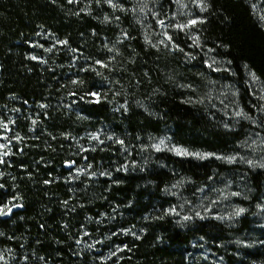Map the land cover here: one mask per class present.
<instances>
[{
	"label": "trees",
	"instance_id": "trees-1",
	"mask_svg": "<svg viewBox=\"0 0 264 264\" xmlns=\"http://www.w3.org/2000/svg\"><path fill=\"white\" fill-rule=\"evenodd\" d=\"M164 2L174 12V0ZM199 5L189 35L172 34L174 54L148 45L133 13L106 0H0V124L10 125L0 209L23 207L9 219L0 215L2 257L26 264H264V231L260 241L229 247L235 233L259 236L248 219L237 229L215 219L181 227L157 210L173 184L184 179L197 194L228 173L225 164L170 152H157L147 166L141 159L149 141L164 135L213 155L241 141L191 101L202 84L178 45L185 57L196 42L213 51L245 93L247 71L264 87V27L250 3ZM249 181L260 197L264 172ZM113 236L123 252L106 259Z\"/></svg>",
	"mask_w": 264,
	"mask_h": 264
},
{
	"label": "rangeland",
	"instance_id": "rangeland-1",
	"mask_svg": "<svg viewBox=\"0 0 264 264\" xmlns=\"http://www.w3.org/2000/svg\"><path fill=\"white\" fill-rule=\"evenodd\" d=\"M106 1L115 11L123 8L133 13L148 45L158 50L164 48L174 54L177 44L172 41V34L182 32L185 37L188 36L194 24L192 21L198 18L200 7L199 0H174V12L168 10L165 0H118L116 4L112 0ZM247 1L264 27V0ZM196 44L186 57L179 45L177 48L183 59L192 64L191 70L202 84L195 89L191 101L227 131L241 134V141L229 153L213 155L185 150L174 144L168 135H164L149 141V145L142 151L141 159L147 166L157 152H170L199 162L215 159L225 164L228 173L220 175L197 194L190 192L187 188L190 183L184 179L173 184L166 191L168 199L162 201L163 205L156 204L157 210L170 216L181 227H188L198 220L215 219L237 229L241 226L242 218H246L251 222L254 233L259 236H238L235 233L229 244V247L245 246V242L249 240H262L261 234L264 231V192L256 197L249 181L251 173L264 172V87L253 72L247 71L245 93L229 65L213 51L198 42ZM8 130L10 131V125L0 124V134H3L0 135V174L3 172L1 162L8 154L4 143L7 140L4 133ZM68 164L72 168L75 166L74 163ZM3 211L8 213V209ZM113 238L114 236L107 242L110 250L106 259L123 252ZM90 247L96 248L97 245ZM17 260L11 254L6 257L0 255V264H26ZM212 262L223 264L221 260Z\"/></svg>",
	"mask_w": 264,
	"mask_h": 264
},
{
	"label": "water",
	"instance_id": "water-1",
	"mask_svg": "<svg viewBox=\"0 0 264 264\" xmlns=\"http://www.w3.org/2000/svg\"><path fill=\"white\" fill-rule=\"evenodd\" d=\"M66 168L67 169H70L71 168V165L70 164H67L66 165ZM21 211H23V207L21 205L13 206L11 208V211L10 212L8 211V214L4 215L2 217V219H9L14 213H18V212H21Z\"/></svg>",
	"mask_w": 264,
	"mask_h": 264
},
{
	"label": "snow or ice",
	"instance_id": "snow-or-ice-1",
	"mask_svg": "<svg viewBox=\"0 0 264 264\" xmlns=\"http://www.w3.org/2000/svg\"><path fill=\"white\" fill-rule=\"evenodd\" d=\"M192 23H196V21H192ZM33 59H35V57H33ZM0 147H2V146H0ZM8 211L10 212L11 209H9ZM241 211H243V210H241ZM6 214H8V213H5V212L3 211V209H0V215H6Z\"/></svg>",
	"mask_w": 264,
	"mask_h": 264
}]
</instances>
